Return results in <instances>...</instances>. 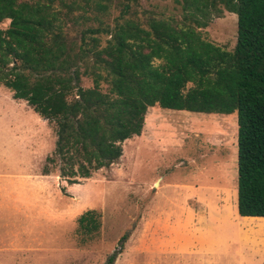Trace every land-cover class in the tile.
Returning a JSON list of instances; mask_svg holds the SVG:
<instances>
[{
  "label": "trees",
  "instance_id": "16d2710c",
  "mask_svg": "<svg viewBox=\"0 0 264 264\" xmlns=\"http://www.w3.org/2000/svg\"><path fill=\"white\" fill-rule=\"evenodd\" d=\"M174 1L179 18L140 16L114 0H0V21L9 19L0 28V83L53 125L41 172L56 169L70 184L116 162L148 107L236 115L237 213L264 216V0ZM223 10L237 17L231 50L199 31ZM77 224L85 242L100 214L87 210Z\"/></svg>",
  "mask_w": 264,
  "mask_h": 264
},
{
  "label": "rangeland",
  "instance_id": "374dc122",
  "mask_svg": "<svg viewBox=\"0 0 264 264\" xmlns=\"http://www.w3.org/2000/svg\"><path fill=\"white\" fill-rule=\"evenodd\" d=\"M114 1L140 16L180 17L174 0ZM115 3L104 17L110 24ZM199 31L231 50L236 14L223 10ZM54 141L53 125L0 83V264H104L113 252L111 264H264V229L256 227L264 220L236 210V115L148 107L118 160L73 184L56 169L41 172ZM90 209L100 227L83 242L77 218ZM220 220L246 225L238 235L235 223L228 231Z\"/></svg>",
  "mask_w": 264,
  "mask_h": 264
},
{
  "label": "crops",
  "instance_id": "0c3cea01",
  "mask_svg": "<svg viewBox=\"0 0 264 264\" xmlns=\"http://www.w3.org/2000/svg\"><path fill=\"white\" fill-rule=\"evenodd\" d=\"M230 208V207H229ZM229 208H227V209H229ZM227 209L226 208H223V209H221L220 210V212H219V217H223L224 216V214L225 213H227L228 211H227ZM237 210V209H236ZM240 217H242V218H244V219H250V220H252V218H264V216H240ZM235 218V217H234ZM220 222L223 224V226H225V228H227V230L228 231H230L231 229H230V227L235 223L236 224V226H237V228H236V231L238 232V235H240V230H241V228H240V226L242 225V226H244V225H246V224H241V220H240V222L238 221H236V222H234V221H231V220H223V221H221L220 220ZM227 230H226V232H227ZM203 232V227H201V229L199 230V233L201 234ZM229 235H230V233H228ZM228 235V236H229ZM185 252H183V254H184Z\"/></svg>",
  "mask_w": 264,
  "mask_h": 264
},
{
  "label": "bare ground",
  "instance_id": "6f19581e",
  "mask_svg": "<svg viewBox=\"0 0 264 264\" xmlns=\"http://www.w3.org/2000/svg\"><path fill=\"white\" fill-rule=\"evenodd\" d=\"M257 218H252V220H255ZM262 220H264V218H261ZM259 222V221H258ZM264 223V222H263ZM257 228L259 227L260 229H264V224H258V226H256Z\"/></svg>",
  "mask_w": 264,
  "mask_h": 264
}]
</instances>
